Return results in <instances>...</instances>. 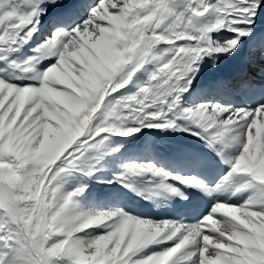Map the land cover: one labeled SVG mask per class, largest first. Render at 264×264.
I'll return each instance as SVG.
<instances>
[{
    "label": "snow or ice",
    "instance_id": "6c2138e0",
    "mask_svg": "<svg viewBox=\"0 0 264 264\" xmlns=\"http://www.w3.org/2000/svg\"><path fill=\"white\" fill-rule=\"evenodd\" d=\"M0 264H264V0H0Z\"/></svg>",
    "mask_w": 264,
    "mask_h": 264
},
{
    "label": "rangeland",
    "instance_id": "374dc122",
    "mask_svg": "<svg viewBox=\"0 0 264 264\" xmlns=\"http://www.w3.org/2000/svg\"><path fill=\"white\" fill-rule=\"evenodd\" d=\"M145 77L143 75L139 76V79L142 81ZM131 87V86H130ZM134 90V89H133ZM136 145H129V146H123L120 147V152L117 155V158L119 159L120 157H127L129 156V152H131ZM158 147V146H157ZM160 148V147H159ZM110 151L114 152V149H109ZM137 162H140L138 160ZM147 162H153V160H149ZM114 161H108L107 164L99 166L97 168V176H104V175H109L111 173L112 168L114 167ZM156 163V162H155ZM158 166L164 167L162 164L157 163ZM168 168V167H165ZM170 169V168H168ZM112 199L111 192L104 191V188L102 186H97L95 182L92 183L91 185V190L90 193L87 195L86 198L83 199V203L86 207L89 208H97L99 210L107 211L108 210V204L106 203L107 201ZM144 208V207H142ZM166 207L164 208H148L147 210H153L154 212L158 213L157 216L160 217H166L168 216V211L165 210ZM175 208V207H173ZM145 210V209H144ZM173 215V214H172ZM162 219V218H161Z\"/></svg>",
    "mask_w": 264,
    "mask_h": 264
},
{
    "label": "bare ground",
    "instance_id": "6f19581e",
    "mask_svg": "<svg viewBox=\"0 0 264 264\" xmlns=\"http://www.w3.org/2000/svg\"><path fill=\"white\" fill-rule=\"evenodd\" d=\"M143 148H144V145L143 144L136 145L135 148L131 152H129V154L131 155L133 152H142L143 151ZM156 153H157V156L158 157H162V154H164L163 153V149H161L159 147H156ZM149 160H153V159H151L150 157H148L147 154H144V157H142L140 159V162L147 163V161H149ZM153 161H154V163L156 162V163L162 164L164 167H168L170 169L173 168V167H176V165L174 163L168 162L167 160H164L163 158L157 159V160H153ZM168 168H166V169H168ZM177 170L178 171H184V169H182V168H178ZM174 207H176V205H174ZM148 208H151V207H148ZM142 210L143 211H147V212L154 213L155 215H153V217H154L153 219H156L157 217H160V216H157L158 213L154 212L153 210H144L143 208H142ZM173 217H174V214L173 215L166 216L165 218H167V219H173Z\"/></svg>",
    "mask_w": 264,
    "mask_h": 264
}]
</instances>
